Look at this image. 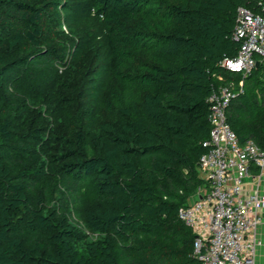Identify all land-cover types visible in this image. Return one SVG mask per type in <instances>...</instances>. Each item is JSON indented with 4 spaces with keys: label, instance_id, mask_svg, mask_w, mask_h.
<instances>
[{
    "label": "trees",
    "instance_id": "16d2710c",
    "mask_svg": "<svg viewBox=\"0 0 264 264\" xmlns=\"http://www.w3.org/2000/svg\"><path fill=\"white\" fill-rule=\"evenodd\" d=\"M241 5L259 11L0 0V264H199L178 212L208 187L213 89H243L227 121L264 147V60L244 78L220 64Z\"/></svg>",
    "mask_w": 264,
    "mask_h": 264
},
{
    "label": "built area",
    "instance_id": "2783aa9c",
    "mask_svg": "<svg viewBox=\"0 0 264 264\" xmlns=\"http://www.w3.org/2000/svg\"><path fill=\"white\" fill-rule=\"evenodd\" d=\"M258 3L259 11L251 6L238 7L234 37L241 41V47L235 56L220 62L229 71L241 72L243 78L256 66V55L264 60V0ZM242 91L220 85L209 95L211 129L203 142L206 151L200 157L208 187H200L196 197L178 212L196 234L193 256L199 264H256L264 193L259 189L246 191L245 184L251 176L260 183L264 147L252 138L240 142L226 115L231 100ZM252 165L258 168L255 175Z\"/></svg>",
    "mask_w": 264,
    "mask_h": 264
},
{
    "label": "crops",
    "instance_id": "0c3cea01",
    "mask_svg": "<svg viewBox=\"0 0 264 264\" xmlns=\"http://www.w3.org/2000/svg\"><path fill=\"white\" fill-rule=\"evenodd\" d=\"M240 85L243 86V80L240 82ZM251 171L252 174L255 175L258 172V168L256 166H251ZM245 189L246 191L259 189L264 193V174L262 175L260 183H257L253 176L248 177L246 179ZM261 214L262 223L258 228L259 244L256 252V264H264V210H262Z\"/></svg>",
    "mask_w": 264,
    "mask_h": 264
},
{
    "label": "water",
    "instance_id": "95a60500",
    "mask_svg": "<svg viewBox=\"0 0 264 264\" xmlns=\"http://www.w3.org/2000/svg\"><path fill=\"white\" fill-rule=\"evenodd\" d=\"M258 64H259V62L257 61V62H256V66H257Z\"/></svg>",
    "mask_w": 264,
    "mask_h": 264
}]
</instances>
